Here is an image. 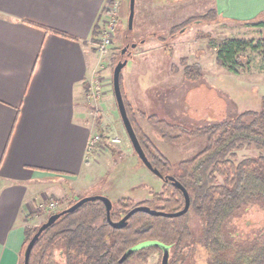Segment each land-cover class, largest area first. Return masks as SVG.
<instances>
[{
    "label": "rangeland",
    "instance_id": "rangeland-1",
    "mask_svg": "<svg viewBox=\"0 0 264 264\" xmlns=\"http://www.w3.org/2000/svg\"><path fill=\"white\" fill-rule=\"evenodd\" d=\"M115 1L120 3L114 13L115 19L114 16L108 18L109 21L115 20L111 30L112 43L103 54L100 53L96 74L99 95L89 97V88L85 97L92 121H101L114 151L105 146L106 142L99 141L90 150V168L81 179L72 182L59 178L41 183L44 190L67 194L72 202L64 203L65 196L64 199L50 196L43 203L39 201L37 211L44 212L34 225L28 221L29 227L39 226L52 213L87 196L102 195L113 204L131 198L140 204L151 200L153 192L162 191L164 181L139 159L118 111L113 92V70L119 61L129 60L122 70L123 87L137 114L141 111L157 115L197 132L216 123L234 120L243 113L261 110L264 98L261 53L248 49L241 57L239 73H235L217 62L216 50L211 48L210 41L219 45L228 39L256 43L264 40V11L245 21H224L220 15L203 21L202 16L211 10L217 12L216 0H136L134 27L128 31L130 0H113L112 3ZM107 26V23L101 26L99 41ZM133 45L136 47L132 48ZM95 47L97 50V43ZM124 48L127 52L123 54ZM194 64L200 65V76L188 79L184 70ZM137 118L157 148L172 163V173L177 172L180 162L201 152L206 144L203 135L182 145L167 143L156 127L140 115ZM113 139L119 142H113ZM95 148L96 152L93 151ZM255 155L254 148L245 147L238 152L239 159ZM49 202L58 203L55 210L48 209ZM189 224L193 237L185 244L183 264H210L208 251L203 246L205 220L190 211ZM227 228L228 234L240 240L239 244H249L264 231V207L253 205L246 208L235 215ZM55 259L58 264H64L61 248L56 250ZM159 260L160 254L156 253L146 261L134 258L128 264H159Z\"/></svg>",
    "mask_w": 264,
    "mask_h": 264
},
{
    "label": "crops",
    "instance_id": "crops-1",
    "mask_svg": "<svg viewBox=\"0 0 264 264\" xmlns=\"http://www.w3.org/2000/svg\"><path fill=\"white\" fill-rule=\"evenodd\" d=\"M112 2L0 0V264L19 263L27 222L44 212L39 201L72 202L40 184L75 182L90 168L98 127L85 97ZM216 10L224 21L250 20L264 0H216Z\"/></svg>",
    "mask_w": 264,
    "mask_h": 264
},
{
    "label": "trees",
    "instance_id": "trees-1",
    "mask_svg": "<svg viewBox=\"0 0 264 264\" xmlns=\"http://www.w3.org/2000/svg\"><path fill=\"white\" fill-rule=\"evenodd\" d=\"M217 15L215 10H211L202 16V20L215 19ZM97 33L99 30L96 28L94 35ZM210 44L216 50L217 62L235 73H239L241 57L248 49L260 52L264 60V40L256 43L228 39L219 45L211 40ZM125 52L126 48L122 50L123 54ZM199 71L200 65L194 64L186 66L184 74L186 78L194 79L200 76ZM121 89L130 121L149 161L164 176L175 177L188 190L191 197L189 211L179 217L138 212L129 218L126 227L117 229L108 221L102 201L88 202L76 211L62 215L42 233L31 252L30 264H58L55 259L58 248L63 251L64 264H128L134 258L146 261L156 253L160 254L159 264H162L163 252L157 247L145 248L121 262L130 248L145 241H159L170 246L168 264H183L186 258L185 244L193 237L189 224L190 211L205 220L203 246L208 251L210 264H264V231L252 242L243 245L227 230L229 222L241 211L253 205L264 207V98L260 111L246 112L234 120L194 132L157 115H147L141 111L137 114L125 94L122 75ZM138 115L156 127L167 143L182 145L203 135L206 144L201 152L180 162L177 172L172 173V163L145 132ZM97 127L101 141L114 151L101 127V121ZM245 147L254 148L257 155L239 159L238 152ZM138 205L179 212L185 207V198L171 181H164L162 191L153 192L151 200L140 204L131 198L118 200L111 212L112 221H121ZM43 223L26 227L18 264H24L26 248Z\"/></svg>",
    "mask_w": 264,
    "mask_h": 264
},
{
    "label": "water",
    "instance_id": "water-1",
    "mask_svg": "<svg viewBox=\"0 0 264 264\" xmlns=\"http://www.w3.org/2000/svg\"><path fill=\"white\" fill-rule=\"evenodd\" d=\"M129 7H130V11H129V18H128V28H129V30H132L134 27L135 14H136V0H130ZM135 47H136V45L132 46V48H135ZM128 62H129L128 59H125L123 61H119L113 70V91H114V96L116 99V103H117V107H118V111H119L121 120L123 122L125 130L128 134V137H129V139L132 143V146H133L136 154L138 155L139 159L156 176H158L159 178H161L164 181H171L176 188H178L179 190L182 191L184 198H185V207L179 212H165V211L158 210V209L146 206V205H138L135 208H133L132 210H130L124 216V218H122L121 221L113 222L111 219V212L113 210L114 204L109 198L102 196V195H93V196L84 197V198L80 199L79 201L75 202L72 206L66 208L65 210L51 215L48 218V220L41 225V227L39 228L37 233L33 236V238L30 240V242L26 248L25 257H24V264H30L31 252H32L35 244L38 242L42 233L48 227H50L52 224H54L62 215L66 214V213H72L88 202H93L96 200L102 201L105 204V207L107 210L108 221L110 222V224L114 228H117V229H121V228L126 227L128 224L129 218L138 212H145V213H148V214L153 215V216L179 217V216L186 214L189 211L190 206H191V197H190L188 190L179 181H177L175 179V177L170 176V175L164 176L158 169L153 167L152 163L149 161L146 153L144 152V150L141 146V143H140V141L136 135L134 127L130 121V118H129V115H128V112L126 109L122 89H121L122 70L128 65ZM148 247H157V248L161 249L163 252L162 264H168L169 263L171 247L168 245H165L164 243L159 242V241H145V242H142L140 244L133 246L124 254V256L121 259V262H124L129 257H131L133 254H135V253H137V252H139L145 248H148Z\"/></svg>",
    "mask_w": 264,
    "mask_h": 264
},
{
    "label": "built area",
    "instance_id": "built-area-1",
    "mask_svg": "<svg viewBox=\"0 0 264 264\" xmlns=\"http://www.w3.org/2000/svg\"><path fill=\"white\" fill-rule=\"evenodd\" d=\"M120 6V3L118 1H115L113 3L112 8L109 9L110 12V16L113 18L114 13L118 10V7ZM115 19V16H114ZM114 19H110V21L107 22V29L102 31V39L97 43V51L100 52L101 54H103L105 52V50L111 45L112 43V36L113 33L111 32V30H113L114 25H115V20ZM89 88H91V92L89 94V97H94L96 98L97 95H99V92H97V89H100L99 86L97 85V79L96 77H94L91 80V84L89 86ZM90 91V89H89ZM101 141L100 135H94L92 140L89 143V148L90 150L99 142ZM113 142H119L118 139H113ZM42 206V205H41ZM57 207V204L55 202H49L48 205V209H52L55 210Z\"/></svg>",
    "mask_w": 264,
    "mask_h": 264
}]
</instances>
